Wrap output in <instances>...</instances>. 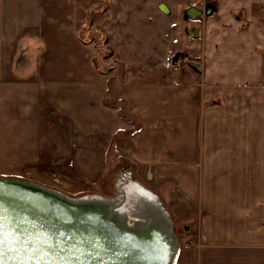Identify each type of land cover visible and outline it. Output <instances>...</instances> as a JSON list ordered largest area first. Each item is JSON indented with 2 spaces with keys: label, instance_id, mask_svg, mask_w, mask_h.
<instances>
[{
  "label": "crops",
  "instance_id": "obj_1",
  "mask_svg": "<svg viewBox=\"0 0 264 264\" xmlns=\"http://www.w3.org/2000/svg\"><path fill=\"white\" fill-rule=\"evenodd\" d=\"M212 1L201 36L178 35L200 70L124 66L135 129L78 37L86 0H0V176L112 205L141 186L191 240L172 264H264V0ZM116 11L93 19L110 45Z\"/></svg>",
  "mask_w": 264,
  "mask_h": 264
},
{
  "label": "water",
  "instance_id": "obj_2",
  "mask_svg": "<svg viewBox=\"0 0 264 264\" xmlns=\"http://www.w3.org/2000/svg\"><path fill=\"white\" fill-rule=\"evenodd\" d=\"M159 8L166 14L171 12L165 3L160 4ZM201 13L202 10L197 8H190L188 11L191 17ZM18 183L23 185L19 186ZM65 198L75 200L21 178L0 176V217H3L5 235L8 237V243L4 247V264H116V259L121 264L167 263L169 249L163 247L162 243L158 244L153 235L130 234L128 237L115 229L112 222L111 227L107 224L109 232L103 229L104 232L100 234L97 230L88 229L93 237L88 236L91 241L85 239L81 232H73L72 228L78 227L76 223H88L82 213L89 212L92 206L88 208L74 205L69 203L71 201L64 200ZM121 198V203H127L126 196ZM76 201L104 204L94 200ZM98 207L93 208L103 211ZM152 211L154 210L149 213ZM66 214L71 215L64 216ZM161 220L164 222L163 218L156 219V230L160 228L158 234L164 236L166 244L175 248L172 233L165 231ZM17 236L19 242L15 239ZM151 240H155V243ZM150 246L153 247L152 250L156 248L160 255L166 254V261L161 263L152 255ZM34 248L38 251H33Z\"/></svg>",
  "mask_w": 264,
  "mask_h": 264
},
{
  "label": "rangeland",
  "instance_id": "obj_3",
  "mask_svg": "<svg viewBox=\"0 0 264 264\" xmlns=\"http://www.w3.org/2000/svg\"><path fill=\"white\" fill-rule=\"evenodd\" d=\"M162 3L169 6L170 14H166L159 8ZM216 3L212 0H86L85 22L78 32V37L92 47L97 68L106 75H110L111 90L117 92L115 99L119 103L120 114L126 121H132L135 129L140 126L139 119L130 113L129 108L120 97V83L124 66L128 63L155 65L159 62L178 73L179 76L189 71L200 70L202 67L201 57L199 60L193 58L185 50L181 51L176 59L182 60L180 69L178 71L174 69L176 60L173 59V56L180 43L178 35L183 32V36L186 37L190 35L200 37L203 20L206 15L208 16V5L215 6ZM112 8L117 10L115 12L116 22L113 19L112 22L121 32H119L120 42H111V46L109 33L96 28L93 19ZM190 8L202 10L201 15L189 16ZM259 11L260 13L264 12V9L260 8ZM261 16L264 19V15ZM127 171V173H132L131 170ZM116 177L119 186L122 181L121 174L118 176L116 174L112 178L114 182ZM68 194L77 198L86 193ZM152 213L155 212L152 211ZM160 213V217L164 219V222L161 220L162 227L166 232L172 233V238L176 242L175 250L191 241L186 239L184 225L175 224L172 215L165 206L160 208ZM138 221L137 218L130 219L132 224H137Z\"/></svg>",
  "mask_w": 264,
  "mask_h": 264
},
{
  "label": "bare ground",
  "instance_id": "obj_4",
  "mask_svg": "<svg viewBox=\"0 0 264 264\" xmlns=\"http://www.w3.org/2000/svg\"><path fill=\"white\" fill-rule=\"evenodd\" d=\"M18 184L19 186L23 185L21 183H18ZM30 187H33V186H30ZM25 188H27V186ZM35 188L37 187L35 186ZM121 188L123 189L125 188L126 193L124 195V198L125 196L127 198V203L123 205L118 204V205L112 206V204H110L111 202H108L109 200L105 201V202H108V204L104 202V204L98 203L99 205H94L88 201L79 202L76 200H68L67 198H65L64 200L71 201L69 203L74 204V205L83 206V207L88 206V208L92 206V208H90L92 211L90 210L89 212L82 213L86 222L88 223L84 224L81 222L82 225L80 223H76L78 227L77 228L73 227L72 231L81 232L84 235L85 239L90 240L88 236L91 238L93 237L89 233L88 229L97 230L100 234H102L104 232L103 229H106V231L110 230L107 227V224L109 227H111L110 223L112 222L115 229H119V232L121 234H125L128 237H130V234H145L146 236L153 235V237L157 238L158 244L160 243L161 245L162 243L163 244L162 246L169 249V252H168V259H167V256H165L166 254L160 255V252H158L156 248L152 250L153 247L150 246L149 248H150V251H152V255H154L161 263L164 262V260L166 261L167 259L166 264H172L176 257V250L175 248H173L172 245H170L172 246V249H171L169 244H166V241L164 240V236L158 234L159 232L158 229L160 228L156 230V227H155V226H158L156 219L158 220L162 218L160 216H161V213L163 212L161 211L160 213V208H164V205L160 202V200L155 194L148 192L145 188L141 186H132V185L128 186V183L126 184V182H123ZM44 192L51 194L48 191H44ZM54 195L55 194H52V196ZM54 197L60 200V198L56 197V195ZM85 199L87 198L85 197ZM68 201H65V202L68 203ZM94 206L96 207L99 206L100 209L103 211H96L93 208ZM157 209L159 210L155 211ZM150 210H154L155 213H148L150 212ZM140 213H142V216H140L141 215ZM69 215L71 214H66L64 216H69ZM131 218H137L139 219V221L137 222V224H132L130 222ZM155 240H151V241L155 243L154 242ZM86 247H88V245H86ZM123 256L126 257L125 254H123ZM115 263L121 264L118 259L115 260Z\"/></svg>",
  "mask_w": 264,
  "mask_h": 264
},
{
  "label": "snow or ice",
  "instance_id": "obj_5",
  "mask_svg": "<svg viewBox=\"0 0 264 264\" xmlns=\"http://www.w3.org/2000/svg\"><path fill=\"white\" fill-rule=\"evenodd\" d=\"M15 239L17 242H19L18 236ZM6 243H8V237L5 235V231H4L3 217H0V264H4L3 254H4V247ZM43 243L46 244L48 242L43 241ZM33 251H38V249L34 248Z\"/></svg>",
  "mask_w": 264,
  "mask_h": 264
},
{
  "label": "trees",
  "instance_id": "obj_6",
  "mask_svg": "<svg viewBox=\"0 0 264 264\" xmlns=\"http://www.w3.org/2000/svg\"><path fill=\"white\" fill-rule=\"evenodd\" d=\"M180 52H181V51H176V52L174 53L173 59H176V58L180 55ZM115 101H116V102H115ZM105 103H106L107 105H109V106L116 107V105H117V100L114 99V98H112V97H110V96L108 95V96H106V98H105Z\"/></svg>",
  "mask_w": 264,
  "mask_h": 264
},
{
  "label": "built area",
  "instance_id": "obj_7",
  "mask_svg": "<svg viewBox=\"0 0 264 264\" xmlns=\"http://www.w3.org/2000/svg\"><path fill=\"white\" fill-rule=\"evenodd\" d=\"M177 59V58H176ZM176 59H174V60H176ZM181 61L182 60H176V63L174 64V69L176 70V71H178L179 69H180V67H181ZM125 189H123V188H120V194H121V197H123L124 195H125ZM123 195V196H122ZM157 196V195H156ZM158 197V196H157ZM158 199H159V197H158Z\"/></svg>",
  "mask_w": 264,
  "mask_h": 264
}]
</instances>
